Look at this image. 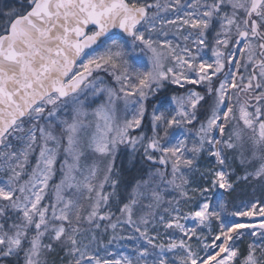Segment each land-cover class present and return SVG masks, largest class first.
<instances>
[{
    "label": "snow or ice",
    "instance_id": "obj_1",
    "mask_svg": "<svg viewBox=\"0 0 264 264\" xmlns=\"http://www.w3.org/2000/svg\"><path fill=\"white\" fill-rule=\"evenodd\" d=\"M0 264H264V0H0Z\"/></svg>",
    "mask_w": 264,
    "mask_h": 264
},
{
    "label": "trees",
    "instance_id": "obj_2",
    "mask_svg": "<svg viewBox=\"0 0 264 264\" xmlns=\"http://www.w3.org/2000/svg\"><path fill=\"white\" fill-rule=\"evenodd\" d=\"M134 174V173H133ZM128 179H131V175L128 176ZM243 248V245L241 246Z\"/></svg>",
    "mask_w": 264,
    "mask_h": 264
},
{
    "label": "rangeland",
    "instance_id": "obj_3",
    "mask_svg": "<svg viewBox=\"0 0 264 264\" xmlns=\"http://www.w3.org/2000/svg\"><path fill=\"white\" fill-rule=\"evenodd\" d=\"M206 162V161H205Z\"/></svg>",
    "mask_w": 264,
    "mask_h": 264
}]
</instances>
